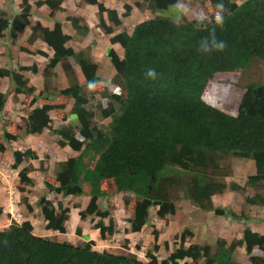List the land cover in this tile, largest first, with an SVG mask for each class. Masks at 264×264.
<instances>
[{"label":"trees","instance_id":"trees-1","mask_svg":"<svg viewBox=\"0 0 264 264\" xmlns=\"http://www.w3.org/2000/svg\"><path fill=\"white\" fill-rule=\"evenodd\" d=\"M178 1L142 0L146 4L142 9L154 16L136 24L131 33H115L131 7L125 4L121 14L99 0H83L97 8V27L110 36L109 43L121 47L122 56L113 47L106 52L115 71L117 92L100 85L101 67L88 54L66 46L72 36L64 33L59 21L54 20L53 28L40 21L32 23L28 0L21 1L19 12L12 18L0 11V35L8 32L9 38L16 40L20 32L30 29L28 43L40 42L44 48L36 54L47 59L42 71L43 90L38 96L23 75L26 71L36 74V65L18 71L0 69V78H9L14 86L10 92H0V115L7 100L18 102L20 95L27 102L31 98V104L38 98L48 102L55 97L72 102L69 115L64 103H46L32 107L20 124L3 126L2 137L12 144L50 130L53 113L63 124L52 131L57 146L76 153L66 160L51 159L56 163L54 180L43 182L47 195L37 201L45 230L58 234L67 231L69 209L56 198L59 196L90 199L86 209L78 213L79 219L97 218L92 229L102 240L117 234V228L110 212L100 210L98 202L122 193L135 198L128 220L130 233H139L149 225L151 208H156L158 219L179 215L182 222V208L175 202L183 199L200 211L245 222L243 213L214 206L213 196L227 190L255 189V195L245 197V203L264 207V83L245 85L238 100L232 101L227 97L232 86L216 78H234L254 64H264V0H185L200 2V17L188 20L181 15L173 21L158 16ZM63 3L34 0L37 8L50 11V17L63 11ZM135 6L141 8L139 3ZM68 21L76 33L88 32L78 18ZM221 42L223 49L218 48ZM57 67L67 87L54 93L48 82ZM87 90L99 94L98 117L108 123L96 122L97 115L88 108L91 94ZM229 157L253 162L255 173L247 177L244 187L228 185L216 173L221 161ZM12 159L11 169L17 170L22 163L37 160L38 154L32 149L14 150ZM33 171L28 165L18 172L21 186L33 185L29 177ZM129 204L125 200V205ZM106 218L108 225L104 223ZM33 231L29 221H12L0 231V264H240L237 249L245 252L248 264H264V232L247 226L240 238L230 242L217 239L214 247L186 245L193 236L186 229L169 256L159 260L155 255L159 247L154 244L145 253L147 261L128 250L118 254L99 252L90 239L74 245L37 236ZM74 233L81 236V228L76 227Z\"/></svg>","mask_w":264,"mask_h":264},{"label":"rangeland","instance_id":"rangeland-1","mask_svg":"<svg viewBox=\"0 0 264 264\" xmlns=\"http://www.w3.org/2000/svg\"><path fill=\"white\" fill-rule=\"evenodd\" d=\"M21 1L22 0H0V11L5 12L7 17L12 18L15 13L19 12V4ZM28 1L32 6V23L40 21L44 26L53 28L54 20L59 21L63 26L64 33L72 36L66 46L72 48L74 52L83 51L88 54L91 61L101 67L98 72V76L101 79L100 85L106 87L111 92H117L119 88L113 82L115 71L106 55L109 47V36L103 34L98 29L96 14H93V12L97 11V8L93 6L88 7L83 0H64L62 5L63 11L56 13L54 17H50V11L47 10V8H37L34 5V0ZM99 1L102 3L104 2L109 8H118L121 14L124 13L123 6L125 4L131 7L129 16L121 18L122 25L115 29V33L121 31L131 33L136 24L154 16L149 10L142 9L146 7V4L143 3L142 0ZM137 3L141 5V8H136L135 5ZM157 14L158 16L173 21H178L181 15L191 20L200 17V2L179 0L176 6L160 11ZM71 17L78 18L79 25H86L88 27V32L85 33V35H80L72 29L71 23L68 21ZM29 34L30 29H25L19 33L16 40H11L8 32L0 35V69L18 71L20 67H31L32 65H36L38 70L36 74L26 71L23 75L29 80V84L35 88L34 96H38L40 91L43 90L44 80L42 71L47 64V59L36 54L37 51L44 48L40 42H37L35 45H30L28 43L27 39ZM55 71V76L51 78L48 85L54 93H58L61 89L67 87V81L60 67H57ZM78 75L82 83L83 80L79 72ZM216 78L225 85L232 86L231 92L227 93V97L229 100L237 101L243 92L242 87L250 83H264V64H254L242 75H235L234 78L229 77V75H219ZM13 87L9 78H0V92H10ZM87 91L90 96L93 90ZM90 98L88 108L97 115L95 119L96 122L108 123L109 120H102L98 117L99 113L96 110V104H98L100 100L99 94L93 92ZM36 102V104H31V98L27 102L23 96L19 98L18 102L10 101L9 98L5 107V112L0 115V145L4 146V151L0 152V201L4 203V199H6V201L8 200L12 204L13 200L11 202L8 199L11 197V193L7 192L6 195L4 189L5 187H11L12 191L15 189L16 194L20 197L18 208H15L13 203L14 213L17 214L19 220L22 221L21 216L25 218L27 215L33 214L34 209H37L39 214H33L31 217L34 234L37 236L55 239L60 242H69L74 245L87 242L90 239L94 241L93 248L99 252L106 251L108 253L118 254L127 252L126 250H128L130 253L135 254L139 260L147 261L145 253L148 250H152L154 244H157L159 247L158 251L155 252L159 260H163L169 256V253L179 245L180 236L186 229L193 232V236L187 240L188 243H186V245H189V243L206 244L211 247H214L217 239H225L230 242L233 239L240 238L245 226L260 233L264 232V207L250 206L245 203V197L253 196L257 192L250 187H246L239 192L227 190L223 194L213 196L215 207L230 209L237 214L243 213L246 218L245 222L217 217L213 215L212 212L207 213L200 211L190 202L183 199L175 202L177 206L182 208V222H179L178 218L181 217L179 215L167 216L163 220L158 219L156 216V208H151L149 225L139 233H130L128 220L132 216L135 198L129 194L122 193L108 197L107 199H101L98 202L100 210H108L113 218L114 225L117 228V234L114 236L102 240L92 229L93 224L98 221L97 218L88 217L85 221L79 219L78 213L86 209L90 200L86 196L78 198L56 197L64 207L69 209L70 218L66 224L67 231L64 234H58L57 232L45 230L44 221L40 214V208L37 206V201L40 197L47 195V189L44 187L43 182L47 181L52 183L54 180L56 163L51 159L66 160L76 155V153L72 152L68 147L63 149L59 148L56 144V137L52 131L63 124L51 113L52 122L50 130H46L36 137L23 140V143L19 142L18 145L16 144V150L25 151L27 149H32L39 155L37 160L32 161L33 163H27V166L30 165L34 170L30 173L31 177L29 176L33 181L32 186H21L18 181V176V183L15 181V178H11L13 171L11 169L12 165L10 166L8 164V157L13 161L12 152L14 149L10 146L11 143H7L2 137L5 123L8 125L10 123L20 124L23 117L30 112L32 107L42 106L46 103H64L65 110L69 115L72 106L70 100H62L56 97L48 102L38 98ZM103 104L105 107L108 106L105 101H103ZM32 165H34V168ZM220 166L221 169L216 173L219 177H223L224 182L228 185L236 183L244 187L247 177L255 173L254 164L248 159L229 157L223 159ZM43 169L45 171H43ZM1 176H5L6 180L3 177L1 178ZM15 183H17V185ZM21 188L24 190L23 192L20 191ZM48 198H50V196ZM127 199L130 201L128 206L125 205V200ZM27 205L31 208V212L28 210ZM104 223L108 225L109 222L107 218L104 220ZM76 227L81 228V236L75 235L74 232ZM124 246H126V249L123 248ZM235 254L238 263L248 264V258L242 249H237ZM188 263H191V261ZM180 264H185V262H180Z\"/></svg>","mask_w":264,"mask_h":264},{"label":"crops","instance_id":"crops-1","mask_svg":"<svg viewBox=\"0 0 264 264\" xmlns=\"http://www.w3.org/2000/svg\"><path fill=\"white\" fill-rule=\"evenodd\" d=\"M103 4L107 7V5L104 2H103ZM87 6L89 7L90 5H87ZM93 7H95V6H93ZM107 8H109V7H107ZM110 9H113V8H110ZM114 9L115 10H119L118 8H114ZM96 12H93V14H96ZM108 45H109L108 48L113 47L122 56V50H121V47L119 45H111L109 43V40H108ZM41 49H43V48H41ZM20 97H22V96L21 95L18 96V99ZM33 137H36V136H27L24 139H20L17 142L10 144V146L14 150H16V148H15L16 147V144L18 145L19 142H22L23 143L24 142L23 140H26L28 138H33ZM8 160H9V163L8 164L11 166L13 164V161H11L10 157H8ZM26 166H27V163L25 162V163L21 164L17 170H12L13 171V174L11 175V178H15V181L17 182L18 172L22 168H24ZM32 166L34 168V165H32ZM29 176L31 177V174ZM2 177L6 180L5 176H1V178ZM18 181H19V179H18ZM17 183H15V184L17 185ZM4 189H5L6 195H7V192L8 193H11V197H9V198L7 197V198L11 202L13 200V202L11 204L8 200L6 201V199H4L5 200L4 203H3V201H0V205L3 207V214L0 216V231L6 229L11 224L12 221H15L17 223H22V222H25V221H29L31 224H33V222L31 221V217L33 216V214H36V215L39 214V211L37 209H34V211H33L34 213L33 214L27 215L25 218L23 216H21L22 221L19 220V218L17 217V214L14 213V206H15V208H18V202L20 201L19 200L20 197H19L18 194H16L15 189H14V191H12V188L11 187H9V188L8 187H5ZM10 191H12V192H10ZM13 203H14V206H13ZM44 228H45V223H44ZM94 232L96 234H98L96 230H94ZM50 233H52V232H50Z\"/></svg>","mask_w":264,"mask_h":264},{"label":"clouds","instance_id":"clouds-1","mask_svg":"<svg viewBox=\"0 0 264 264\" xmlns=\"http://www.w3.org/2000/svg\"><path fill=\"white\" fill-rule=\"evenodd\" d=\"M217 19L219 20V17H217ZM223 47H224V44L221 42V43L218 45V48L223 49ZM149 75H150V76H151V75H154V73L150 72Z\"/></svg>","mask_w":264,"mask_h":264}]
</instances>
